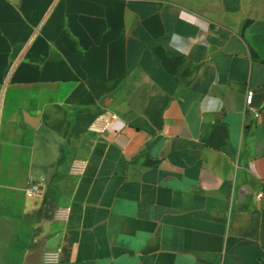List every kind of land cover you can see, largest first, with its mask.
<instances>
[{
  "label": "crops",
  "instance_id": "0c3cea01",
  "mask_svg": "<svg viewBox=\"0 0 264 264\" xmlns=\"http://www.w3.org/2000/svg\"><path fill=\"white\" fill-rule=\"evenodd\" d=\"M0 264H264V0H0Z\"/></svg>",
  "mask_w": 264,
  "mask_h": 264
},
{
  "label": "built area",
  "instance_id": "2783aa9c",
  "mask_svg": "<svg viewBox=\"0 0 264 264\" xmlns=\"http://www.w3.org/2000/svg\"><path fill=\"white\" fill-rule=\"evenodd\" d=\"M252 99H253L252 93L247 94V96H246V110L248 112L252 113L254 115V117H258V114H257L256 110L252 107ZM92 130L98 131L94 126L92 127ZM35 190H36V188L28 190L27 191V196H29V197L33 196L34 193H35ZM261 197H262V194L259 193L257 195V198H261ZM59 253H60V250H58L57 252H55L53 254H50L48 256L47 260L49 262H57L58 259H59Z\"/></svg>",
  "mask_w": 264,
  "mask_h": 264
},
{
  "label": "water",
  "instance_id": "95a60500",
  "mask_svg": "<svg viewBox=\"0 0 264 264\" xmlns=\"http://www.w3.org/2000/svg\"><path fill=\"white\" fill-rule=\"evenodd\" d=\"M24 118H25V122H26L29 126H31L32 128H36V127L38 126V124H39V120L36 119V118H31V117H29V116H27V115H24ZM242 195L244 196V195H246V194H245V193H242Z\"/></svg>",
  "mask_w": 264,
  "mask_h": 264
}]
</instances>
